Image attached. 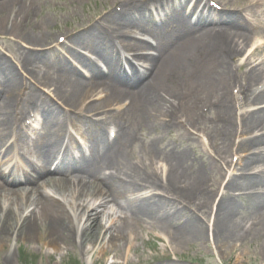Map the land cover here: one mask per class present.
Wrapping results in <instances>:
<instances>
[{
    "label": "bare ground",
    "instance_id": "obj_1",
    "mask_svg": "<svg viewBox=\"0 0 264 264\" xmlns=\"http://www.w3.org/2000/svg\"><path fill=\"white\" fill-rule=\"evenodd\" d=\"M150 1L152 5L154 2L159 3L162 12L166 13L164 19L169 17L165 25H170V33L161 50L169 45L175 46L168 53L166 50L163 51L162 54L165 56L160 60L150 61V66L154 65L155 73L152 76L145 73L143 78L148 79L147 82H144L142 77L131 80L121 74L118 58L110 43L115 36H118L123 41L121 44L125 43L127 46L139 48L141 45H146L143 41L131 39L132 36L127 33L133 28H124L126 25L140 27L147 30L149 35L155 36V27L148 15V11H151L148 8ZM120 2L123 3V12L112 13L108 19L113 25H121V28L113 36L110 34L109 39L107 29L97 24H92L88 30L74 36H68V43L77 41L83 43L93 52L95 50L96 56H104L111 66V77H114L117 83L113 88L106 90L107 99L104 103L95 102L98 96L97 89L82 80V75L71 69L70 64L61 59L55 49L52 53L51 50L47 51L46 55H42L37 61L39 65L44 64L48 69L54 68L56 76L48 75L46 72L42 75L35 71L34 74L32 73V78L52 88L62 103L77 111L74 116H78L81 124L86 123L88 132L92 133L88 134V137L101 136L100 125L105 121L103 118L91 121L88 117L82 120L80 114L93 115L101 108L114 106L113 104L126 97L124 89L131 90L130 112H133L136 123L154 129L152 131L158 143L163 142L164 136L170 134V129L164 127L169 105L171 106L169 109L175 110L178 109L177 105L181 104V101L190 103L198 101L201 97L215 110L218 129L215 131L214 139L221 142L220 154L222 157L228 154L232 156L231 144L233 143V149L237 145V151L240 150L243 155L236 167L243 168V172L232 174L224 186L223 196L216 202L217 191L213 190V185L209 187L207 182L211 179L217 164L212 163L207 167L203 164L199 168L193 162L192 166L188 167L189 160L184 151H175L167 155L166 152L164 154L166 160L172 165L167 167L158 166L152 161L153 158L150 159L152 162L130 161L128 151L132 147L133 138L131 134L124 133L112 148L105 149L102 159L104 161L100 165L93 170L83 171L82 176L76 179L67 172L56 173L52 175L53 179L33 182L29 188L23 187L18 190V187L15 188L16 182L8 183L0 172V246L3 247L12 235L28 243L37 239L43 242L45 239L44 244L57 249L64 243L84 248L85 241H91V247L84 250L86 253L92 251L95 244L102 242L107 243V249L121 242H128L130 246L140 238L141 230L150 234L158 229L163 236L165 235L167 246L176 251L188 243H206L208 228L203 227L200 221L195 219V215L190 214L191 209L195 207L201 209L210 207V211L214 214L210 227L211 234L213 238L222 239L226 244L240 239L243 241L251 233L264 238V188L260 195L251 191L252 185L259 182L264 186V170L254 172L257 165L262 166L261 164L264 163V108H260L264 104V89L254 90L258 83L264 86V64L255 66L257 61L254 62L252 57L249 64L250 57L246 56L244 65L249 69L244 73L247 75L245 78L247 85L242 89L250 90L241 92L243 97L240 103L235 102L233 97L228 95L229 86L232 83L237 85L236 76L231 73L229 59L244 56L248 52L251 39L250 32L239 22L242 13H229L225 9L217 14L205 4L191 6L190 0H121ZM17 3L24 7L19 10L21 15L26 13L27 0H0V34L15 33L19 28L16 17L18 13L15 14L13 10L11 12L15 14V17L13 16L16 19L15 23L9 22L5 15L7 10L15 7ZM253 4L252 0L251 6ZM260 7L264 6L260 5ZM128 9V12L135 11V14L128 13ZM199 9L200 13L196 14V10ZM260 12L264 14V11L255 14ZM260 23V27L263 28L264 20ZM196 31H201V34L196 35ZM202 33L204 35L201 37ZM16 35L17 39L21 37L24 42L30 43V46L35 41L48 40L47 37L40 35L31 36L26 41V37ZM26 51L23 46L19 50L20 62L33 55V52L27 54ZM91 65L95 69V76L100 79L102 72L95 64L91 63ZM21 70L30 75L28 66L24 63L16 67L6 57L0 62V146L13 137V110L22 100L20 94L24 88V80L19 74ZM98 84L102 86L99 81ZM161 93L167 98L163 99ZM104 104L106 107L102 106ZM245 105H250L248 108L251 109L243 112L242 116H238L236 112L232 116L233 109ZM65 118L69 117L56 106L46 117L49 134L46 137L45 148L50 158L55 149L59 148ZM187 118L193 123H199L203 116L195 107L189 106ZM234 127L238 130L231 133ZM258 132L259 135H253ZM214 145L216 149L219 146L216 142ZM246 148L252 153L247 154ZM154 149L153 147L151 153ZM10 151L12 147L8 149L7 155ZM242 151L246 154L245 157ZM161 154L158 151L157 155L161 156ZM229 166L231 163L228 164ZM7 169L0 167V170ZM158 170L163 172V177H158ZM213 182L217 184L216 181ZM218 185L220 187V184ZM239 188L245 189L239 190ZM48 189H52L54 196H58L61 201L51 196L47 192ZM158 190L167 197L157 196ZM220 191L221 189L219 193ZM245 191L252 193L241 196L247 194ZM237 192L241 193L235 195ZM241 199L244 202H241ZM109 204L113 214L107 213ZM90 210L92 211L89 213ZM120 210L134 218V221L130 222L116 216L117 211ZM243 210L247 215L240 218L238 213ZM256 210L259 221L257 224L253 223L251 228H254L247 231L244 229L245 224L249 216L253 217L252 212ZM169 252L167 248L164 254L169 255ZM12 262L13 256L9 252L5 253L4 263L12 264Z\"/></svg>",
    "mask_w": 264,
    "mask_h": 264
},
{
    "label": "rangeland",
    "instance_id": "obj_2",
    "mask_svg": "<svg viewBox=\"0 0 264 264\" xmlns=\"http://www.w3.org/2000/svg\"><path fill=\"white\" fill-rule=\"evenodd\" d=\"M27 1L28 7L26 13L21 15V11L19 10L24 7H22V4L18 5V3L15 7L8 9L5 13L7 20L14 23L16 20L14 18L15 14L18 13L16 17L18 18L19 28L15 33L7 32L0 34V61L4 60V57H6L7 60L16 67L23 63L28 66V73L30 75L26 73V76L23 70L19 71V74L20 78L26 80L25 83L30 80L31 83L35 84L32 87V94L28 98L29 102H26L30 103V99L40 90V88H44V91L53 93V96L57 98L53 90H51L52 88H49L48 86L43 85L42 82L36 81L32 78L35 71L42 75H44L43 73L46 71H48V75L54 73L51 71V68L44 69V71L42 70L43 72H40L38 70L39 68L37 69V66L41 65H38L39 63L37 59L42 55H46V52L49 50H51L52 53L53 49L58 46L61 38L66 39L68 35L79 32L82 28L87 26L89 27L93 24L92 20L100 17L104 12L108 11L112 14L116 10L119 11L120 9H123V3L119 4L121 0ZM213 1H217L221 4L228 3L239 6L248 3L249 0ZM12 10L15 14L11 13L13 12ZM109 13H107L106 18L109 17ZM16 34L26 37V41L31 38V36L40 35L45 36L44 38L47 37L48 40H42L40 42L35 41V43L32 44L33 46H30V43L24 42L21 37L20 39H17L15 37L17 36ZM256 36L257 35H255L254 38ZM262 36H264V33ZM252 42L253 36L252 41L248 44V52L244 56L235 57L230 61L231 73L236 76L235 81L237 85L232 83L229 86L230 92L228 95L233 97V100L238 103L242 102V93L248 91V89L244 91L242 87L245 86V78L247 77L244 73L249 69V67L244 65L245 57L246 55H249V51H251L250 45H252ZM22 46L27 50V54L33 52V55L30 54L32 56L27 57V60L24 62H20L21 58L18 53ZM259 56L264 57V50L259 53ZM252 60L255 62L258 59L252 58ZM250 63L251 57L249 60V64ZM257 63L255 66H257ZM261 87L262 84L258 83L255 89L261 91V89H263ZM161 94L164 96L163 99L167 98L164 93ZM196 97L199 98L198 96ZM120 103L121 101L117 106H119ZM200 103L201 105H198ZM102 106L106 107V105ZM177 106L178 109L176 110H174V108L169 109L171 107L170 105L167 109V117L164 119V127L167 126V128L170 129V134L165 135L163 142L160 143L155 141L156 136L152 131L154 129H149L137 124L133 112H130L129 109V111L127 110V112L122 114L121 117L113 114L114 112L111 115L116 117L113 122L121 123L123 128L126 126V133L131 134V137L133 138L132 147L128 151L130 152V154L128 153L130 161L147 162L153 158L152 161L157 162L158 166L162 167V165H164L167 167L172 165L166 160L167 157L164 155L166 152L167 155L168 153L170 154L175 151H184L188 156V167L192 166L193 162L198 165L199 168H201L203 164H205L206 167L212 163L217 164L218 166L214 168L211 179H209V182L207 183L209 187L210 185L214 186L213 190L216 189V194L218 195H216L215 201L218 202L223 196L224 186L232 177V174H242L243 168L236 167V165L243 154H241L240 150L237 151V145L233 149L232 143L230 150L233 155L231 156V154H228V156H223L224 158L222 157L219 152L221 142L214 139L215 131L218 129L215 110L212 109L213 106H209L208 103H205L201 97L198 101L190 103L181 102V104H178ZM189 106L195 107L198 110V113L202 114L203 118L199 123H193L187 118ZM248 106L250 105L242 106L244 108L239 106L238 109H233L232 116L235 112L238 116H242L243 112L251 109L248 108ZM103 109L106 108H101V110ZM103 126H107V123ZM78 128L80 127L78 126ZM79 130L80 129L76 131ZM237 130L238 128L234 127L231 130V133ZM44 133L45 135H48L49 131L47 128H45L43 134ZM253 135H259V132L258 134L253 133ZM214 142L219 145L217 149ZM153 147L155 149L151 153ZM248 149L249 148H246L247 154H251L252 152L248 151ZM158 151L162 153L161 156L157 155ZM242 153H244V151H242ZM245 156L246 154L244 157ZM229 163H231V166L228 167ZM157 173L158 177H163V172L161 173L158 170ZM131 179L133 180L134 177ZM213 180L217 182L216 185ZM218 184H220V187ZM220 189L221 191L219 193ZM240 189L245 188H239V190ZM47 192L51 196H54L52 189H48ZM156 195L159 197H162V195L165 196V198L167 197L159 190L156 191ZM54 197L61 200L58 196ZM171 199L173 200L174 198ZM241 202H244L243 199H241ZM110 207L111 205L109 204L107 207L108 210L106 209L107 213L113 214L110 211ZM91 211L92 210H90L89 213ZM257 211L258 210L252 212L253 217L249 216L247 223L245 224V230L248 231L249 229H253L254 227L251 228V225L253 223H258L259 220L256 216ZM190 214L193 216L195 215V219H198L203 227L208 228L206 243H188L186 246L175 251L171 250L170 246H167L166 237H164L165 235L163 236L158 229H155L153 233L150 234H147L145 230H141L140 238L130 246L128 242H121L119 245L107 249V243L102 242L95 244V248L92 251L85 253L84 250L91 247V241H85L84 248L76 245L70 246L64 243L57 249L50 247L49 244V246L44 244L45 239L43 242L41 239H37L32 243H28L12 235L9 237V241L4 243L3 247L0 246V264H5L4 257L7 252L13 256L12 264H264L263 237L251 233L248 238L243 241L240 239L235 240L231 244H226L222 239L213 238L211 234L210 227L212 225L214 214L210 211V207L209 209L195 207L191 209ZM238 214L240 218H243V216L247 215V212L243 210ZM116 216L123 217L130 222L134 221V218L126 214L123 210L117 211ZM167 248L170 250L169 255L164 254V251Z\"/></svg>",
    "mask_w": 264,
    "mask_h": 264
}]
</instances>
